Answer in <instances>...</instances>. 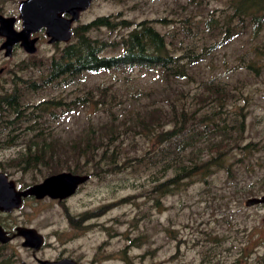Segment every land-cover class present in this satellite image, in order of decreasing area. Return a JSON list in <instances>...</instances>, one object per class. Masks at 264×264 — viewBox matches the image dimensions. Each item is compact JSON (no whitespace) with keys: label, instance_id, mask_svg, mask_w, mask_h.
<instances>
[{"label":"rangeland","instance_id":"374dc122","mask_svg":"<svg viewBox=\"0 0 264 264\" xmlns=\"http://www.w3.org/2000/svg\"><path fill=\"white\" fill-rule=\"evenodd\" d=\"M18 1L0 0V15L16 16ZM242 2L93 0L74 23L102 15L134 23L148 19L170 56L164 67L124 66L38 85L62 43H48L37 32L31 54L18 44L8 56L0 48V168L26 184L74 163L78 173H90L64 205L50 199L26 201L24 211L45 234L43 255L63 252L92 259V264H125L106 262V254L120 250L122 256L121 249L137 237L142 242L125 254L140 256L134 264H264V202L245 204L248 197L264 194V9L254 31ZM14 27L19 28L18 21ZM125 31L101 28L90 35L108 42ZM85 92L88 103L65 105ZM50 99L62 105L34 107ZM214 99L224 103V112L241 107L245 127L239 144L254 145L246 154L233 149L223 167L155 204L157 196L148 190L157 182L149 178L148 166L134 167L127 160L151 146L150 131L171 127L173 107L183 104L201 117L217 108ZM17 115L16 128L2 126ZM86 142L87 150L78 153ZM27 156L40 161L24 172L15 169ZM113 164L120 171L92 174L97 166ZM85 212L98 214L84 235L68 239L72 229L68 231L66 214ZM107 233H115L108 245Z\"/></svg>","mask_w":264,"mask_h":264},{"label":"trees","instance_id":"16d2710c","mask_svg":"<svg viewBox=\"0 0 264 264\" xmlns=\"http://www.w3.org/2000/svg\"><path fill=\"white\" fill-rule=\"evenodd\" d=\"M241 5L245 18L255 23L254 31H257L263 16L264 0H243ZM101 28L109 31L116 29L126 31L120 34L117 40L107 42L90 35L91 32ZM169 63L170 56L164 49L162 36L151 25L150 20L142 19L134 23L126 19L115 21L109 16L102 15L72 27L71 40L62 43L50 56L41 80L37 84L40 85V82L48 84L58 79L70 81L83 72H97L124 66L164 67ZM88 95L85 92L65 105L77 106L88 103ZM201 97L203 101L205 96ZM219 100H212L215 101L217 108L201 117L195 116L196 111L187 112L183 104L178 109L173 107L171 127L164 129L158 126V129L150 131L151 146L141 156L127 160L130 161L131 166L134 164L137 167L148 166L151 173L149 178L157 182L148 190L149 193L156 194L155 204L158 205L159 197L177 191L193 179L206 177L215 167H223L227 155L233 149H239L246 154L250 146L254 145L251 142L239 144L245 127L241 107L233 113L224 112V103ZM60 105H62L60 100L50 99L34 107L38 111ZM18 116L13 120H3L2 126L16 128L15 121ZM88 144L89 142H86L79 146L78 153L85 152ZM39 161L37 156H27L21 163H24L25 169ZM71 166L68 168L71 172H80L77 163ZM118 171H120L119 165L113 164L105 167L97 166L92 170V174L101 176Z\"/></svg>","mask_w":264,"mask_h":264},{"label":"water","instance_id":"95a60500","mask_svg":"<svg viewBox=\"0 0 264 264\" xmlns=\"http://www.w3.org/2000/svg\"><path fill=\"white\" fill-rule=\"evenodd\" d=\"M93 0H19L16 7V16L0 15V48L4 55L10 54L12 46L18 44L26 53H33L38 37L34 33L43 30L48 43H66L71 40L72 27L79 14L88 8ZM19 22V28L14 27ZM90 178V174H77L69 171H60L45 176L40 182L18 191L14 182L0 172V210L9 211L20 205L21 197L33 195L36 198L47 196L51 199H63L72 195L76 187ZM264 202V194L251 196L245 200L247 206ZM19 234L24 236L23 245L37 248L42 244V235H37L32 229H20ZM5 242L8 238L2 237ZM29 238L27 239V237ZM2 237V238H1ZM40 264H77L70 259L58 261L41 260Z\"/></svg>","mask_w":264,"mask_h":264},{"label":"flooded vegetation","instance_id":"af4514ba","mask_svg":"<svg viewBox=\"0 0 264 264\" xmlns=\"http://www.w3.org/2000/svg\"><path fill=\"white\" fill-rule=\"evenodd\" d=\"M39 32H43V30L41 29ZM13 166L15 167V169H18L20 172H24L27 168H29V167H26L24 169V163L16 164ZM70 167H72V166H70ZM70 167L66 166L63 168L64 170H60V171L71 172V170L68 169ZM60 171H52V172L46 174V176L53 174V173H56V172H60ZM82 171H84V170H82ZM0 172L5 174L7 176V179L12 180L14 182L15 189L18 191L24 190L28 186L40 182V180H39V181H36L34 183L26 184V183H23L22 180L19 179L18 177H15V178L10 177L9 172L4 170L3 168H0ZM71 173L90 174V173H78V172H71ZM83 183L79 184L76 187L74 192H76L78 190V188ZM72 195H70V196H72ZM70 196L63 198V199H51L47 196H44L41 198L40 197L36 198L33 195H26L24 197H21L20 205L18 207L11 208L9 211H1L0 210V230L3 233L2 237L8 238L5 242L0 241V264H40L41 260L58 261L60 259H65V258L70 259L77 264H92V261H91L92 259H87L85 257H76V256L74 257L72 255L65 254L63 252H59L58 254H56L53 257H48V256L43 255V248H44V245L46 243L45 234L40 231V225H34L32 223L33 219H30V215L28 214V212L24 211V205H25L26 201L40 202V200H42V199H50V200L56 201L59 204L62 203L64 205L66 200ZM105 207L107 208L108 205H106ZM88 213L89 212H85V214L82 213V214H79V215L73 216V217H69V215L66 214V217L68 218L66 221L67 227L69 229L68 231H70V229H72V231H71L72 235L70 237H68V239H72V238H76L80 235H84L87 232L88 228L91 227V224L88 223V221L90 219H92V217H94V216L91 213H89V214ZM20 229H32L35 231V233L37 235H39V236L42 235V238H43L42 244L39 245L37 248H33L31 246H26V245L24 246L23 243L25 241V238H24V236H22L21 234L18 233V231ZM114 235H115V233H107V241L105 242L106 245H108L109 239L112 238ZM28 238H29V236L27 237V239ZM136 241H138V242L136 243ZM130 242L132 244L133 243L134 244L133 245H131V244L125 245L121 249V252H122V256L120 254L121 257L119 256L120 250L117 251L116 253H112V252L107 253L106 259H105L106 262L118 261V263H119V261H120V262H124L125 264H134L135 258L139 259L140 256H134L133 255L132 258L129 259L126 257L125 254H127V250L129 248L134 247V246H139V244H140V242H142V240H139V238L134 237V238L129 239V243ZM158 264H162V263L159 262Z\"/></svg>","mask_w":264,"mask_h":264}]
</instances>
